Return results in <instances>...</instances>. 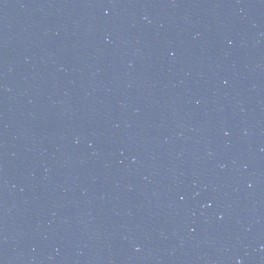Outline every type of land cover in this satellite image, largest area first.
<instances>
[{
    "label": "water",
    "instance_id": "1",
    "mask_svg": "<svg viewBox=\"0 0 264 264\" xmlns=\"http://www.w3.org/2000/svg\"><path fill=\"white\" fill-rule=\"evenodd\" d=\"M0 264H264V0H0Z\"/></svg>",
    "mask_w": 264,
    "mask_h": 264
}]
</instances>
